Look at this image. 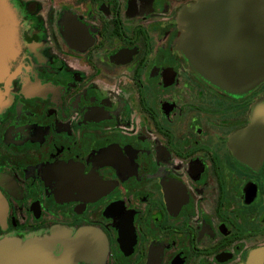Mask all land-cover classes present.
<instances>
[{"label": "flooded vegetation", "instance_id": "1", "mask_svg": "<svg viewBox=\"0 0 264 264\" xmlns=\"http://www.w3.org/2000/svg\"><path fill=\"white\" fill-rule=\"evenodd\" d=\"M7 1L20 52L0 85V253L18 254L0 258L264 264V152L234 141L264 81L234 91L198 71L184 13L201 0Z\"/></svg>", "mask_w": 264, "mask_h": 264}, {"label": "water", "instance_id": "2", "mask_svg": "<svg viewBox=\"0 0 264 264\" xmlns=\"http://www.w3.org/2000/svg\"><path fill=\"white\" fill-rule=\"evenodd\" d=\"M184 23L183 48L203 77L234 91L264 80V0H201L185 11ZM19 49L12 8L0 0V85L10 76ZM263 112L264 104L256 105L251 124L234 140L240 152H264ZM2 253L18 251L5 248ZM19 263V258H0V264Z\"/></svg>", "mask_w": 264, "mask_h": 264}, {"label": "rangeland", "instance_id": "3", "mask_svg": "<svg viewBox=\"0 0 264 264\" xmlns=\"http://www.w3.org/2000/svg\"><path fill=\"white\" fill-rule=\"evenodd\" d=\"M263 81H264V80H263ZM263 81H261V82H263ZM261 82H259V83H261ZM259 83H257V84H255V85H253L252 87L246 88V89H249V90H251V88H253L254 86H257Z\"/></svg>", "mask_w": 264, "mask_h": 264}]
</instances>
